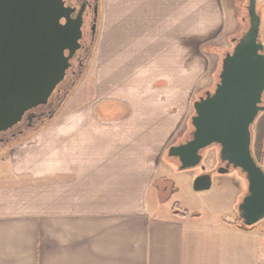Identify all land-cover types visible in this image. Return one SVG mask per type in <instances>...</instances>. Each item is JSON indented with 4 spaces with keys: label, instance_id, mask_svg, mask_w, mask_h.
<instances>
[{
    "label": "crops",
    "instance_id": "crops-1",
    "mask_svg": "<svg viewBox=\"0 0 264 264\" xmlns=\"http://www.w3.org/2000/svg\"><path fill=\"white\" fill-rule=\"evenodd\" d=\"M229 10V0H102L80 84L0 156V264H264L254 227L200 230L159 198L176 171L167 150L210 83L204 43Z\"/></svg>",
    "mask_w": 264,
    "mask_h": 264
},
{
    "label": "water",
    "instance_id": "water-1",
    "mask_svg": "<svg viewBox=\"0 0 264 264\" xmlns=\"http://www.w3.org/2000/svg\"><path fill=\"white\" fill-rule=\"evenodd\" d=\"M246 12L248 28L222 58L214 89L192 104L189 137L170 146L167 156L184 172L199 167L202 152L217 146L224 164L217 174L233 169L245 176L237 213L253 227L264 220V170L252 155V127L264 113V45L256 0H247ZM73 13L64 0H0V133L49 104L68 79L82 39V8ZM211 186L210 174L192 182L194 192Z\"/></svg>",
    "mask_w": 264,
    "mask_h": 264
},
{
    "label": "rangeland",
    "instance_id": "rangeland-1",
    "mask_svg": "<svg viewBox=\"0 0 264 264\" xmlns=\"http://www.w3.org/2000/svg\"><path fill=\"white\" fill-rule=\"evenodd\" d=\"M229 1L231 3L232 10L227 11L228 26H226V28L217 35L216 40H213L212 43H204L203 48L211 46V53H213V55L210 56L208 54H205L203 51V55L205 54L204 60L206 63L208 61V75H210L211 79L209 80V84H205V82H202L199 93L197 94L196 98H194V101H196L197 98L202 96L206 91H212L214 89V86L217 83V76L220 71L222 58L226 53L232 51L234 43L244 32H246L248 28V19L246 15L247 0ZM101 4L102 0H100V10ZM256 11L260 15V40L264 45V0H256ZM100 15L101 11L99 13V20ZM97 30L98 21L96 23L95 33L93 35V44L90 48L91 54L84 63V67L78 81H74L73 78L72 80L71 78H69L63 83V87L66 86L69 88L70 86V88L73 87L72 89L75 90L88 71V68L94 57L97 41ZM86 34L87 32L84 31V36H86ZM75 83L76 85L74 86ZM73 92L74 91H72V93ZM263 125L264 113H261L252 127V144L255 130L258 128H262ZM190 131L191 128L189 121V127H187V130L184 132L183 137H181V142L189 137L188 135ZM181 142H178L177 144ZM175 166L176 171L174 175L170 176L168 180L162 182L161 184V194L159 196L161 202L169 207L174 203L179 204L181 207V211H185L186 213L191 215V218H194L190 220H194V222L196 221V226L200 230L205 227H209V223L212 220H217L219 225L224 221L231 222L232 224H239L241 222L237 213V205L242 197H244L246 194V180L245 176L240 171L231 169L228 174H213L212 186L209 190L202 192H194L192 190V182L194 178H196V176L201 173V167H204L208 172L212 170L214 171L219 167H223L219 160V148L217 146L209 147L202 152V162L200 165L201 167L199 166L188 171L180 172L177 171L179 167L178 162L175 163ZM261 167L264 170L263 165H261ZM3 171L4 170L0 166V174H2ZM253 227V229L259 232V234L262 233L264 235V220Z\"/></svg>",
    "mask_w": 264,
    "mask_h": 264
},
{
    "label": "flooded vegetation",
    "instance_id": "flooded-vegetation-1",
    "mask_svg": "<svg viewBox=\"0 0 264 264\" xmlns=\"http://www.w3.org/2000/svg\"><path fill=\"white\" fill-rule=\"evenodd\" d=\"M64 4L65 6L75 10V13H73L72 17H75L78 11L82 8L83 25L82 39L80 40L81 48L71 59V68L69 69L68 79L71 78L72 80V78L74 79L75 77L81 75L84 63L91 54L90 48L93 44V35L95 33L92 31V27L93 25L96 27V23L99 18L100 0H64ZM84 31L87 32L86 36H84ZM68 89V87L59 88L55 93V97L49 104L29 112L28 115H26V117L16 126L6 132H1L0 155H2L3 152L6 151L7 147L13 144L16 140L24 137L31 129H34L45 122L48 116H53L55 109L59 105L61 96H64ZM221 164L224 166L223 163ZM217 169L209 172L205 169H201V173L199 175L210 174L211 177H213V174H217Z\"/></svg>",
    "mask_w": 264,
    "mask_h": 264
},
{
    "label": "trees",
    "instance_id": "trees-1",
    "mask_svg": "<svg viewBox=\"0 0 264 264\" xmlns=\"http://www.w3.org/2000/svg\"><path fill=\"white\" fill-rule=\"evenodd\" d=\"M79 77L80 76L75 77L74 81H78ZM75 85H76V83L74 84V86ZM65 88H67V87L65 86ZM72 88H70V86H69V89H68L67 93H65L64 96H61L60 101H59V105L55 109V112L53 113V116L51 118H49V119H46V121L43 122L41 125H39L37 128L42 127L45 123H47L50 120H52L56 116L57 113H59V111L62 109V107L66 103L67 99L70 97L72 91H74V89H72ZM252 155H253V158L255 159L256 163L259 166H261L262 165V161H263V156H264V125H263L262 128H258L254 132V138H253V144H252ZM172 210H173L174 214H177V215H180V216L187 215V213L185 211H181V208L179 207V205L177 203H174L172 205ZM233 225H236L238 228H241L242 230H249V229L252 228V227L244 226L242 224V222H240L239 224H233Z\"/></svg>",
    "mask_w": 264,
    "mask_h": 264
}]
</instances>
